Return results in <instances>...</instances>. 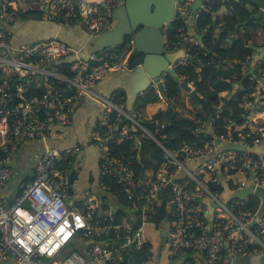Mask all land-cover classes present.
Returning <instances> with one entry per match:
<instances>
[{
  "label": "built area",
  "instance_id": "built-area-1",
  "mask_svg": "<svg viewBox=\"0 0 264 264\" xmlns=\"http://www.w3.org/2000/svg\"><path fill=\"white\" fill-rule=\"evenodd\" d=\"M194 1L176 2L178 25L174 37L167 39L170 26H163L164 50L171 53L184 50V55L170 64L175 71L180 65H192L199 71L201 62L227 64V58L201 49V39L188 31ZM124 2L0 0V189L15 175L14 158L22 145L47 138L55 125L69 124L73 114L91 95L101 102L100 117L89 130V142L99 151V187L103 193L121 192L133 204L138 217L135 228L124 231L123 246L139 247L146 243L148 223L159 225L154 215L162 206L168 212L172 201L164 251L169 257H177L176 264L182 259L179 254L187 250L201 252L208 264H230L234 257L264 253V212L258 219L259 207L247 212L242 207L244 199L235 197L225 201L222 197L225 181L231 188L248 187L251 181L255 186L264 187V155H256L249 149H222L224 142L247 148L264 142V106L260 100H251L260 92L246 94L243 110L235 118L225 117L223 124L216 123L217 113L205 120L197 119L193 130L196 136L206 131L212 133V138L201 136L200 145L192 143L173 148L147 130L160 146L163 159L158 167H153V177L140 176L133 168L135 154L113 152V143L124 138L140 144L131 132V127L141 125L140 122L126 110L121 91L104 96L93 88L108 71L133 68L130 65L133 41L107 46L101 52L93 51L83 57L79 47L56 37L16 44L7 28L20 21L22 13L37 11L60 25L80 26L91 35L98 34L114 25L113 11ZM192 27L199 33L195 24ZM205 31L206 28L201 30ZM229 40L226 37L225 41ZM69 55L75 59L65 61ZM167 74L162 72L161 83ZM253 76L263 82L264 89V68ZM179 78L189 80L188 75H179ZM82 148L75 145L64 150H43L35 157L33 177L22 183L19 193L12 198L0 193V264H12L8 257L16 264H87L90 261L118 264L122 260L123 248L109 242V238L121 236L122 228L113 222V214H105L110 219L107 224L95 218L98 197L93 191H88L79 202L68 201L71 173L76 169L74 161ZM189 161H194L195 166H188ZM107 178L118 188L110 190ZM167 183H170L168 204L161 192ZM205 197L216 202L212 216L203 201ZM103 233L105 241L95 239ZM76 234L89 240L86 252L69 249L67 255H57L77 238Z\"/></svg>",
  "mask_w": 264,
  "mask_h": 264
},
{
  "label": "crops",
  "instance_id": "crops-1",
  "mask_svg": "<svg viewBox=\"0 0 264 264\" xmlns=\"http://www.w3.org/2000/svg\"><path fill=\"white\" fill-rule=\"evenodd\" d=\"M223 1H226V2L229 1L231 3L232 0H212L209 6L211 7L217 6L218 10L216 12L218 13V15H222L223 13L229 11L228 7L224 4ZM204 3H205V0H204ZM248 7H250V5H248ZM200 9L201 8L197 10L195 18L191 24L192 26H194L195 24L196 17ZM20 21L26 22L27 19L21 18ZM245 24L246 23H244L243 25ZM220 30L221 29L218 27L216 28V30H214L213 33L215 37L219 35ZM12 34L14 36L16 34V30H14ZM72 34L74 35V32ZM199 39H201V35ZM80 40L81 38H76V40H74V43L79 42ZM21 42H25V41L23 40ZM262 46L263 44H261L260 41H258V44H254L252 46L250 54L246 56L247 62L245 63L240 58H234V59L227 58L226 67L230 69L229 70L223 69L224 71H220L222 68H219L218 69L219 74L217 75V78L218 79L224 78L228 81H230L231 79L235 80L237 74L232 67L235 64H240L242 72L247 70V74L250 75V79L256 82V84H254L255 86L254 90L256 92H260L258 97H254V98L252 97L251 100L254 102H256L257 100H260L264 106L263 82L257 80L256 78H254L255 76H253L254 72L256 70L258 72V70L261 68L260 67L261 61L256 62L255 57L259 53L258 48ZM89 47L90 46L85 44V41H83V43L79 45L80 54L84 56L86 53H88ZM136 66H133V68H135ZM252 67L253 69H251ZM130 72H131V69L130 70L119 69V70L108 71L104 75V77L100 79L94 85L93 88L95 91L99 92L100 94L104 96H110V94L116 90H119L124 94L126 110L133 116H136L138 121L141 124V125L135 124L131 127V132L134 133L138 137L137 141L140 144L135 145L136 141L132 138H124L119 143L117 142L113 143V148H119V147L126 145L127 149L121 150L120 152H118L117 155L132 154V153L135 154V163L133 166L134 170L136 167V162L139 159L137 150L140 149V151H142V159L144 158L145 167L142 168L140 173H138L136 170L135 171L140 176L147 175L149 177L151 176L153 177L155 174V169L153 168V166H154L156 159L152 154L148 152V149H150V146L146 145V143L144 142L145 140L144 138L152 139L158 147L160 146L157 144V142L152 137L148 135V131L154 137L158 139L160 138L156 136V134L153 133L151 130H149L147 126L144 125L143 120L144 118L149 119V117H151L153 113L157 112L158 110L162 108L166 109L165 108L166 101L163 100L162 98L165 94L166 85H165V82L162 83L161 87L157 83H154V84L152 83L148 87V89H154L155 93L158 95L159 101L148 103L146 106H143L142 108L139 109L137 108V101H138V97L141 96L143 92L141 93L138 92L136 97L132 96V92L135 90L137 81L135 78H132V76H129ZM168 75H171V74L168 73L167 75H165L164 79H166V76ZM175 78L178 79L179 83L181 81H184L179 78V75L177 72H176ZM188 79L189 80L187 81H191L192 84L189 86V84L186 83L187 81H185L186 85L189 86L190 89L194 90L193 87L195 86H194L193 80L190 79L189 76H188ZM233 84L234 86H233L231 93L228 90H223L220 92V94L229 96L243 86V84L240 81H236V80L233 81ZM189 93L190 92L182 86L181 93H178L169 102L176 105L178 110L182 109L184 104L185 105L188 104L189 106V102L187 101L185 97V95ZM100 114H101V102L95 99L93 96L88 95L83 105L76 111V113L73 114L72 120L69 124L55 125L52 134L49 135L47 138L40 139V140H34V141H28L24 143L14 158V164L16 166V170L20 167L22 168L28 167V170L26 171L25 175L21 179L20 183H18L15 179L11 178V180L8 183H6V185L1 187L0 193L2 195L8 196L9 198H12L16 194H18L21 189L22 183H24V181L31 179L33 177L34 166L36 162L35 157L37 154L39 155L43 150L47 148H55L57 150H64L65 148L70 147V146H75V145L82 146L83 148L81 149L79 155L75 158V161H74L76 163V169H75L76 176H74V178L71 181L72 184H71V187L69 188L68 201L73 200L75 202H79L83 198L86 197V193L88 191H93V193L98 197V207H99V210L96 212L95 215H101V217L103 218H108L107 216H105V214H113L115 216V220H113V222L120 225V227L122 228V233L120 237L109 238V242L111 243V245L120 246V248L122 249L126 247V246H123L126 240V237L123 236L124 231H128L129 229L133 230L138 222V217H137V213L134 210L133 204L128 202V200L125 199V196H121L119 198V197H115L114 194L112 195L111 193H108V192L103 193L104 191L99 187V178H100L99 151L95 145H92L89 142L90 141L89 130L91 126H93L96 123L97 119L100 117ZM159 125L161 128H163L165 125V122L161 121L159 122ZM156 131H158V129H156ZM160 140L163 141L162 139ZM126 142L127 144H125ZM144 143H145V146H144ZM258 153L260 155H264V153H262V150L258 151ZM190 162H194V161H189L188 166L194 167L195 165L191 166ZM169 186H170V183H169ZM223 187H224V183H223ZM167 193H168V190H167ZM119 200L124 201V202L120 204ZM165 200H166V203L168 204V202L170 201L169 193L167 197H164V201ZM166 203L163 202V204H166ZM122 206H124L123 211H122ZM210 215L212 216V214ZM101 221L103 224H107L110 222V219H109V222H104L103 220ZM169 226L166 229V236H164L161 232L163 228L161 223H159V225H156V223L155 224L148 223L146 230H145V235H146V240H147L146 242L149 243V250H150L149 257L150 258L145 264H152L153 261H156L155 264H176L174 258L169 257L164 251V246H165L164 239L166 240ZM105 237H106V234L103 233L99 236H95V239L98 241H105L106 240ZM75 241L79 245L80 243L85 241V243L81 244L84 250L83 253H85L86 252L85 246L87 245L89 240H87L85 237L80 236L77 239H75ZM184 253L185 252H183V254ZM186 254L187 252L185 253V255ZM190 255L193 258L192 260L193 264H208L206 260L204 259V256L201 252L192 251ZM236 259L237 257H234L231 260L230 264H238L235 262ZM8 261H10L12 264H16L14 259L11 257H8ZM87 264H98V263L95 261H90Z\"/></svg>",
  "mask_w": 264,
  "mask_h": 264
},
{
  "label": "trees",
  "instance_id": "trees-1",
  "mask_svg": "<svg viewBox=\"0 0 264 264\" xmlns=\"http://www.w3.org/2000/svg\"><path fill=\"white\" fill-rule=\"evenodd\" d=\"M211 2L212 0H205L204 6L198 12L195 21V25L201 35V49H206L210 52H217L219 56L224 58H240L244 63L247 62L246 56L250 54L252 46L258 44V41H260L261 44H264V16L260 18H251L252 15L258 12L259 8L257 5L249 2V0H232L231 3L229 1H223L229 11L222 15H215L218 7L209 6ZM248 5H250V7H248ZM43 16V13L37 11L24 12L21 14V18L27 20L33 18L41 19ZM244 22L246 23L245 25H243ZM214 23L217 24L216 27L214 26ZM177 25L178 23L174 21L168 28L166 31L167 39L174 37ZM217 27L221 30L219 35L215 37L213 32ZM203 28H206L204 33L201 32ZM228 36L230 37V40L225 41ZM129 41H132L131 36H128L124 43ZM142 56L143 53H136L132 48L130 65L132 67L136 66L141 62ZM205 59L207 60L208 57H205ZM196 64H198L197 61ZM260 67L264 68V59L261 61ZM219 68H222L220 71H224L223 69H230L227 68L226 65L222 66L221 64L217 65L216 63L209 64L205 62H201L199 71H196L192 65H180L177 67L176 72L178 75H188L190 79L193 80L195 86V92H190L185 95L189 102V106L188 104H184L183 108L178 110L176 105L169 102L174 96L181 93L182 86L177 78L168 75L164 80L166 85V96L162 95L163 100L166 101V109L162 108L158 110L153 113L149 119L144 118V125L155 133L156 136L162 139L166 145L173 148H180L186 144L192 143L200 145L201 143L198 140L201 136L212 138V133L209 131H206L199 136L195 135L193 130L196 126V120H205L214 113H217L219 114V117L217 118L216 123L223 124L225 117H237L239 112L243 110L242 104L245 95L252 93L255 88L254 84H256V82L250 79L247 70L242 72L240 64H235L232 67L237 74L235 80L240 81L243 86L229 96L221 95L220 92L223 90H228L231 93L234 86L233 81L235 80L231 79L228 81L224 78L218 79L217 75L219 74ZM254 73L256 74L257 70ZM157 101H159V98L154 89L145 90L142 95L138 97L137 108L140 109L148 103ZM161 121L165 122L163 128L159 125V122ZM238 121H240V119H238ZM156 129H158V131H156ZM144 139L146 145L150 146L148 152L157 160L153 167H158L159 161L163 159L162 150L152 139ZM125 144H127V142ZM126 149L127 146L125 145L119 148H113V152L117 155L118 152ZM137 153L139 159L136 162L135 170L140 173L142 168L145 167L144 158L142 159V151H140V149L137 150ZM256 155L259 154L256 153ZM74 176H76L75 171H72L71 179H73ZM106 182L111 184L110 190L118 188V185L112 179L107 178ZM121 196H124L121 192L115 194V197L120 198ZM119 202L122 204L124 201L119 200ZM259 203L260 198L257 195H250L247 199L243 200L242 207L246 209L247 212H254L259 207ZM123 207L124 206H122V211ZM167 213L168 212L164 206H162L160 211L154 215L153 219L162 223ZM94 216L96 219L109 222L108 218H103L101 215ZM77 238H74V240ZM83 243H85V241L80 243V245L75 243V241H70L68 244H71L73 250L84 252L81 245ZM183 252H187V254L185 255ZM183 252L179 254L182 257L179 264H193V258L190 255L192 251L187 250ZM149 256L150 250L148 242L139 247H135L131 244L123 248L122 260L118 264H145L149 260ZM171 258H174L175 261L177 259L176 256Z\"/></svg>",
  "mask_w": 264,
  "mask_h": 264
},
{
  "label": "water",
  "instance_id": "water-1",
  "mask_svg": "<svg viewBox=\"0 0 264 264\" xmlns=\"http://www.w3.org/2000/svg\"><path fill=\"white\" fill-rule=\"evenodd\" d=\"M178 0H125L123 4L118 6L113 11V17L115 23L112 27L98 34H89L84 28L80 26L67 27L60 25L58 22L49 18L42 17L41 19H29L26 22L18 21L12 25H8L9 31L16 30V34L13 36V41L18 44L21 41H31L38 39H46L56 37L65 43L79 47L83 41L89 45L88 53L83 57L89 55L93 51H103L107 46L122 45L128 36L132 37L133 50L136 53H143L141 62L133 69L129 76L135 78L137 85L132 92V96L136 97L138 92H144L153 83H157L160 87V76L163 71H167L172 76H176L175 69L170 65L179 56L184 55V50L179 49L176 52H166L164 50L165 32L163 26H171L175 21V6ZM249 2L258 6L259 10L251 18H260L264 16V0H249ZM204 6V0H195L193 3V10L190 14V21L195 18L197 10ZM218 14L217 12L215 15ZM245 23V22H244ZM214 26L216 24L214 23ZM188 30L193 32L200 38L198 32L193 31L192 25H188ZM18 31V32H17ZM74 32V35L72 34ZM76 38H81L79 42L74 43ZM259 53L255 59L262 61L264 59V44L258 48ZM75 59V56L69 55L65 57V61H71ZM253 69V67L251 68ZM181 85L189 92H195L186 85L185 81L180 82ZM163 93V91H162ZM165 96V94H164ZM222 149H237L246 150L249 149L253 153H258L262 150L264 153V142L258 145L247 148L245 145L236 144L232 142L222 143ZM191 166H194V162H190ZM169 183L162 189L164 197L168 196L167 190ZM250 195H257L260 197V206L257 212V218L259 219L264 212V187L255 186L254 182L248 185V187L238 186L231 188L227 181L224 182V189L222 197L225 201H229L232 198L245 199ZM203 201L206 203L209 213H213L216 202L211 198L205 197ZM171 209L168 211L165 219L162 221V234L166 236V229L169 226L170 217L173 209V202H170ZM78 234H76V237ZM71 241H75L74 239ZM76 243V241H75ZM46 258L50 257L46 255ZM238 264H264V253L257 252L248 256L237 257L235 260Z\"/></svg>",
  "mask_w": 264,
  "mask_h": 264
},
{
  "label": "rangeland",
  "instance_id": "rangeland-1",
  "mask_svg": "<svg viewBox=\"0 0 264 264\" xmlns=\"http://www.w3.org/2000/svg\"><path fill=\"white\" fill-rule=\"evenodd\" d=\"M192 98H193V96H192ZM27 170H28V167H25V168L20 167V168H18V169L16 170L15 175L13 176V179H15L18 183H20L21 179L23 178V176L25 175V173H26ZM164 241H165V239H164ZM69 249H72L71 244H67L64 248H62V249L57 253V255L65 256V255H67V254L70 252ZM156 260H157V259H156ZM155 263H156V261H153V262H152V264H155Z\"/></svg>",
  "mask_w": 264,
  "mask_h": 264
}]
</instances>
